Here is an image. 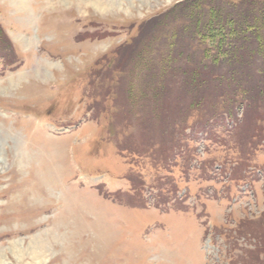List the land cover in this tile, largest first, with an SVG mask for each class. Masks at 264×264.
<instances>
[{
	"label": "rangeland",
	"instance_id": "rangeland-1",
	"mask_svg": "<svg viewBox=\"0 0 264 264\" xmlns=\"http://www.w3.org/2000/svg\"><path fill=\"white\" fill-rule=\"evenodd\" d=\"M181 1L0 0V264H264V106L211 84L157 115L116 89L137 44L143 71L202 53L158 26Z\"/></svg>",
	"mask_w": 264,
	"mask_h": 264
},
{
	"label": "trees",
	"instance_id": "trees-1",
	"mask_svg": "<svg viewBox=\"0 0 264 264\" xmlns=\"http://www.w3.org/2000/svg\"><path fill=\"white\" fill-rule=\"evenodd\" d=\"M176 7H179L180 10L177 11ZM176 7L163 15L166 19L159 21L158 26L163 28L162 24L166 23L168 17L172 15V23L176 24L178 29H182L184 33H187L188 37H185V39H193L195 43L205 46L202 53L194 61L192 56L181 57L176 52L172 53L168 49L166 54L159 57V64L157 63L155 66L156 69L151 66L148 71L146 69L143 71L147 63L142 64L141 61H148L143 54L152 42H148L142 48L140 44H137L132 58L133 65H130L129 71L124 70L126 65L123 63H118L114 67L115 71H119L118 68L121 64L123 68H120L121 72L126 73L115 82L117 92L119 89H123L120 93L125 91V94L129 97L128 100L133 96H139L140 99L138 100L142 102V110L147 107L144 104L153 105L152 111L155 110L157 115L163 113L162 108L165 105L166 107L170 106V102L175 104V98L180 95L190 92H193L194 95L198 93L204 95L211 84L219 87V93H214L217 97L218 95H220L219 98L228 97L226 96L227 93L229 97L231 96L237 100L233 108L238 107V105H246V108L256 110L258 105L259 108L263 107L264 0H183L177 3ZM171 29L174 31L172 32L174 35L172 41H170V48L180 37L173 26H171ZM168 41L169 39L166 42ZM139 47L140 49H138ZM14 56L11 39L0 23V58L8 61L9 65L15 68L19 65V60ZM206 60L210 64L209 67ZM139 64H141L140 71L138 69ZM252 75H256L253 80H251ZM135 79H144L147 82L135 85ZM247 82H250L252 87L245 86L246 90L240 94V100L238 99V87L241 83ZM229 84H231V88L228 89ZM162 100L163 104L161 105L160 101ZM121 110L124 111L125 108ZM136 114L139 119L141 114L139 112H136ZM224 114L223 111L212 114L213 116L209 117L207 121ZM150 116L149 120L152 122V119L156 117ZM256 116L259 120L263 119L264 110L259 111ZM161 118L163 121L164 116H161ZM144 124L145 120L142 119V122H139L136 126H144ZM186 126H182L183 135L181 133L180 140L178 139L180 144L172 143V145L165 148V151H168L169 147L172 150L171 152H174L178 148L177 146L184 147L181 141L184 139V130L189 128ZM160 127L163 129L162 123ZM205 129L208 128L205 127ZM154 187L156 190L164 189L163 186L158 184ZM254 222L258 224L259 220ZM261 249L264 250V246ZM257 259L259 260V254Z\"/></svg>",
	"mask_w": 264,
	"mask_h": 264
},
{
	"label": "bare ground",
	"instance_id": "bare-ground-1",
	"mask_svg": "<svg viewBox=\"0 0 264 264\" xmlns=\"http://www.w3.org/2000/svg\"><path fill=\"white\" fill-rule=\"evenodd\" d=\"M104 4H105V3H104ZM104 4H103V5H104ZM107 4H108V3H107ZM104 7H105V6H104Z\"/></svg>",
	"mask_w": 264,
	"mask_h": 264
}]
</instances>
